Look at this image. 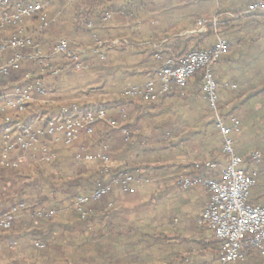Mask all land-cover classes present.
<instances>
[{"label":"crops","instance_id":"crops-1","mask_svg":"<svg viewBox=\"0 0 264 264\" xmlns=\"http://www.w3.org/2000/svg\"><path fill=\"white\" fill-rule=\"evenodd\" d=\"M258 1L261 0H56L47 6L46 14L49 19H57L66 9V22H71L75 16L72 13L79 3L90 4L86 17L93 23L94 29L91 39L79 33L80 42L91 41L90 45L95 48L97 43L103 44L93 54L95 59L107 58L104 68L108 72L114 68L105 85L119 79L116 88L123 89L147 80L145 58L150 53L165 47H170L171 55L181 51L186 53L197 47H210L213 43L212 33L209 34L211 30L197 33V20L208 18L215 12H236ZM57 4L64 6L59 9ZM105 15L108 16L107 20H103ZM237 21H231L228 25ZM29 22L35 24L30 25ZM27 24L35 27L36 21L30 20ZM254 28L256 26L252 24L250 29ZM47 36L54 37V32ZM187 38L193 41L188 49H184V46L178 48L177 45L172 49L173 42ZM215 69L214 74L219 82L239 86L233 81L237 74L235 70L239 69V45ZM103 71L101 69L99 73ZM186 93L190 94L191 102L183 107L180 105L181 108L177 95L162 98L153 105L138 103L118 108L133 112L136 124L132 133L137 138V144L129 151L125 143H122L123 146L114 145L110 147L111 153L118 160V168L127 165L137 167L146 176L145 179L163 188L159 196L156 195V204L152 194L132 197L116 190L110 198L114 208L107 215L108 220L103 222L102 213L96 211L87 230L79 226L74 214L75 220H72L66 209L60 214L61 227L60 232L54 234V248L40 254L33 246L23 248L22 242H14L12 245L17 250L5 260L0 253V264H84L82 257L86 264L89 256L92 264H218V242L209 231L197 224L208 200L207 192L201 187L181 190L175 186V178L189 173L196 162L216 161L221 168L226 164L221 156V145H218V141L217 144L213 142L216 130L212 128L211 117L207 114V102L202 95L198 99L191 97L192 80ZM222 97L221 101H228L230 106L234 103L239 105V97L234 99L229 93L228 97ZM106 109L110 116L119 117L117 104L112 109ZM195 109L203 111L195 112ZM100 127L107 128L98 126L96 130ZM218 137L220 140L219 134ZM155 138L161 143H151ZM145 145L147 147L144 149ZM235 150L239 156V142ZM209 176L218 178L219 171L209 173ZM252 199L261 204L264 195L252 196ZM72 221L73 227L70 226ZM18 224L13 234L18 237L35 229ZM91 227L94 235L89 233ZM40 228L41 225L37 227ZM82 236H87L89 240ZM2 242L6 241L0 240V246ZM248 251L245 264H262L257 252ZM104 258L107 263L103 262Z\"/></svg>","mask_w":264,"mask_h":264},{"label":"built area","instance_id":"built-area-1","mask_svg":"<svg viewBox=\"0 0 264 264\" xmlns=\"http://www.w3.org/2000/svg\"><path fill=\"white\" fill-rule=\"evenodd\" d=\"M56 0H0V77L10 71L20 70L24 60L34 62L38 74L26 72L19 81L11 87V97L6 99L0 91V110L12 108L19 118H5L0 128V167L18 169L27 165L26 156L39 165H49L56 159L47 142L60 143L65 147L78 144L72 160L76 163H98L103 171L109 169V146L105 142L98 150L90 151L85 146H79L81 140L92 137L98 126L118 131L125 141L133 144L131 132L125 124L127 113L124 108L118 109L119 118L108 114L101 105L84 108L77 101L58 106V113L49 118L34 116L29 120L22 118L27 103L51 104L54 99L47 90L42 79L49 74L53 78L60 76V69L52 65V60L62 56L76 72L87 69L85 56L90 48H70L68 41L58 39L49 48L48 54L41 55L38 42L27 32V22L34 16L39 17L40 25L37 33L45 30L56 18L49 19L46 7ZM246 17H257L264 21V0L251 4L236 12H215L208 18L196 22V32L202 34L211 30L213 43L207 49L197 47L182 56H173L164 61L155 76L140 85L124 87L120 97L128 100L132 105L137 103H154L161 97L176 94L185 97L189 82L198 76L201 84V94L207 102L208 111L213 120L214 129L220 136L221 156L225 166L220 167L216 161L196 162L193 164L195 174L187 173L175 178V186L181 190L195 187L203 188L208 195L207 203L202 210L197 224L209 231L218 242V264H234L243 262L254 250L264 260V207L248 202L250 190L256 184L255 171L246 173L244 167L264 160L260 151L250 153L246 158L237 155L234 139L240 134V121L229 113L230 105L220 103L219 89L234 90L236 85L217 84L213 75V67L219 59L227 53V40L224 31L229 22L242 20ZM105 15L103 20H107ZM75 24L86 29H93V25L86 16L78 15ZM6 35L2 36L6 31ZM97 43L92 51L102 47ZM10 53V57L4 56ZM155 58H159L157 55ZM35 121H33V120ZM32 120V121H31ZM124 122H123V121ZM42 122L40 125L37 122ZM15 153H19L14 157ZM14 158V159H12ZM219 177L213 178L201 172L215 173ZM140 169L136 176L119 174L110 179L109 183L93 190L90 194L79 196L71 204L70 210L75 212L80 220H86L91 210V202H99L111 195L115 188L122 194H128L132 184L151 185L153 181L142 177ZM109 202L107 208H112ZM58 211L40 208L37 210L26 208L19 204L12 209L2 211L0 228L8 231L22 217L54 219ZM33 247L42 250L45 244L34 242Z\"/></svg>","mask_w":264,"mask_h":264},{"label":"trees","instance_id":"trees-1","mask_svg":"<svg viewBox=\"0 0 264 264\" xmlns=\"http://www.w3.org/2000/svg\"><path fill=\"white\" fill-rule=\"evenodd\" d=\"M57 5H58L59 9L64 6V4H57ZM59 9H58V12H60ZM65 13H66V9H63V11L60 13V17L58 16L54 23H51L45 30H43L40 33H37V27L40 25L39 17L34 16L32 18V20L36 21V25H35V27L27 26V32L29 34H32L33 40H36L37 42H40L42 37H46L47 35H50V33H52V32H54L56 39H59V38L62 39L61 31L63 32V30L65 29V25L68 26V24L69 23L71 24V22H72L70 29H72V26L74 25V26H76V30L80 34H82V36H86V37L88 36L91 39V34H92L93 29H94L93 23L91 22L93 25V29H86L83 27H79L75 24V19L79 14H76V16L73 17L71 22L70 21L66 22ZM88 21H91L89 19V17H88ZM252 24H254L256 26V28L250 29V26ZM226 30H227V33L224 35V37L228 43L227 53L224 54L219 59L217 64L213 67V75H214V78H215V81L217 82V84L219 86H221L222 83L219 82L218 79H216L215 74H214L215 70H216L215 67H217L220 63H222V61L226 60V56L228 55V53L230 51L236 49V47H238V45H239V69L235 70L237 72V74L235 75V78L233 79V81L239 83V86L236 85L237 88L235 90H227V89L220 88L219 89V95H220V97H222V96L228 97V93H229V95L232 94V97L234 99H237L239 97V105L237 103H234L233 105H231L230 109H229V113L234 115L240 121V134L238 137H236L234 139V148L236 149V146L239 142V156L242 158H246V157H244L243 153H245V152H243V150H242L243 146L241 145L242 142L246 138H248L250 136H255V140H254L255 142H253L252 147L255 150L256 149L262 150L264 148V21L260 18H257V17H246L242 20H239V22L237 21L236 23L228 25L226 27ZM209 34L211 35V31L209 32ZM236 34H239V36H235ZM75 35H76V33H75ZM89 43L91 44V41ZM68 44H69L70 48H76L74 45L69 43V41H68ZM192 44H193V41L190 40V38H187L186 40H182V41L179 40V41L173 42L172 49L174 48V45H175V47L177 45L178 48H180L181 46L182 47L184 46V49H188ZM170 52L172 53L170 47H167V48L165 47L163 50H157V52H153V53L148 54V56L145 58L146 59V66L148 68L147 73H146L148 76L146 78L147 80H150L155 76L156 70L160 66L163 65L165 60H167L173 56L179 57V56H182L185 54L184 51H181L179 54H172V55ZM173 52H175V51H173ZM156 55L159 57L158 59L155 58ZM9 57H10V53H8L4 56L5 59H7ZM63 60L64 59L62 56H57L52 60V65L54 67L61 69L60 65H61V61H63ZM96 60H97V63H95L96 66H93L90 70H92L93 72L95 71L94 73H97V77L95 78V80H96L95 82H100V84H101L100 88H102L103 87L102 84H103V82H105L108 79L109 73H114V68H110L111 72H108V69L104 68V66L107 64V61H108L106 57H104L103 59L98 58ZM30 65H33L32 71H30L31 70L29 67ZM100 69H104V71H103V73H101V75H99ZM116 69H119V67H117ZM29 71L31 73H33L34 75L38 74V69H37L36 65L34 64V62H32L30 60H24L20 70L10 71L8 75L0 77V91L3 92L8 88L13 87L19 81V79L26 72H29ZM46 75H48V74H46ZM44 76L45 75H43L42 77H44ZM228 84L234 85L231 83H228ZM192 87H193V93H191L192 98L195 99L196 97H199V95H202L201 94L200 79L198 76H196V77H194V79H192ZM175 95L176 94H169V95L161 97L160 99L168 97V96H175ZM188 95H190V94L187 93L184 98H180L178 95V98L183 100L182 102H180L181 103L180 105L182 107L185 105H188V103L191 102V101H188V99L190 98V96H188ZM125 100L121 99V102L123 103V101L124 102L128 101V100H126V101ZM154 103H156V102H154ZM220 103L222 106H224V105L228 104L229 102L228 101L222 102L221 98H220ZM143 104L153 105V103H143ZM47 105L46 104L37 105L34 103H27V104H25V107H26V110L29 108L31 113L37 114L38 110H40L44 107L47 108L48 107ZM180 105H179V107L181 108ZM228 105H230V104H228ZM119 106L122 107L123 104H121ZM26 110H25L24 114L26 113ZM238 110H239V113H238L239 115L236 114V112ZM52 113L57 114L58 108L56 107V108H54L53 111H48V112H47V109L45 110V115L47 118H49L51 115H53ZM207 114H208V116H210L209 111H208V107H207ZM134 125L135 124H133V126ZM211 125L213 126V120L212 119H211ZM126 126L128 127V129L131 132V138L133 140V144H130L129 142L125 141L124 138H122V139H123V143L126 144L128 151H129V148H133L134 145L137 144V139H135L134 134L132 133L133 129H131V124H130V126L129 125H126ZM212 128H214V126ZM215 132H214V134H216V135H214V136L217 137L218 133H217V131H215ZM151 143L159 144L161 142H159L158 138H155V139H153V141ZM151 143H149V145H151ZM146 147H147L146 145L143 146L144 149ZM70 162L76 167L78 165H80V163L73 162L72 158H70ZM244 169H245L246 173H250L251 171H255L257 174L256 184L250 190L248 202L250 204L260 205V206L264 207V202L260 204L259 202L254 201L252 199V196L256 197L259 195H264V162L263 161L258 162L249 168L245 166ZM11 170H14V169H11ZM77 170H78L77 168H75L73 170V174H72L73 176L63 175L61 177V179L63 181L61 184V187L63 189L62 194H63V196H65L64 199L66 201L72 200V202H73L79 196L90 194L96 188L107 185L112 177L117 176L121 173L122 174H131L132 176H136V170H138V168L137 167L131 168L130 165H127V166H122V167L115 168V169H108L106 171H103L101 169L98 172H96V174H95L96 178H95L94 182H92L91 184L88 183L89 181L86 180L87 178H85L84 174L82 172H77ZM189 173H191V174L196 173V171L194 170V167H192V169ZM201 173L204 175L206 174V176H209V173H207V172L202 171ZM142 177L145 178L146 176L142 175ZM29 188H30V185H27L24 190H22L19 194H17V196L10 198L7 202V208L6 209H12L14 207H17L19 204H24L26 206V208H29V209L37 210L40 208H44L47 210L59 211L62 214V212L64 210L61 211L58 209V206L61 205L63 202V201L60 202L61 200L60 201L58 200L59 202H57V200L51 201L50 205H48V206H44L43 204H41V202H36V201H33L31 206L27 205L26 201L28 200V197H26V194H27L26 191ZM116 190L119 193H121L117 188H115L111 195L106 196L101 201L91 202L89 204V209L91 210V212L89 213L86 220H80L78 218V216L76 215V213L72 211V213L75 214V218H76L77 222L79 223V226L83 227L84 230H87L88 224L92 223V219L94 218V213L96 211H100L102 213V215H100V216H101V219L103 222L108 220L107 215H110V211L113 210V208H114V203H113V201H111L110 198L113 196V194ZM109 202L113 203V206L110 209L107 208V205ZM69 203H71V202H69ZM55 208H57V209H55ZM1 215H2V213H0V217H1ZM59 221H60V217L54 218V219L22 217L17 223H15L12 226V228L10 230L4 231L1 229V231L2 232H12V231L14 232L17 229V224L20 222L21 223L18 225H21V226L26 225L27 229L28 228L31 229V227L35 228V229L31 230L32 232H31V235H29V237L33 240H36L38 242H42L45 244V248L42 250H38V249L33 247L34 250L37 251L38 253L44 254L46 252H49L50 249L54 248V245H53V243L55 242L54 234L59 233L60 227H61V223ZM39 225H41V228L37 229V227ZM89 233L94 235V232L92 231V227L90 228ZM82 238H83V236H82ZM83 239L89 240V238L87 236L84 237ZM109 239H112V238H106V240H109ZM82 252L84 254H86L85 250H83ZM90 257L91 256H89V261L86 262V264H92ZM84 260H85L84 257H82L81 261L85 264ZM103 262L107 263V259L104 258ZM245 263H247V260H245L243 262H237L236 264H245ZM261 263L264 264L263 258H261Z\"/></svg>","mask_w":264,"mask_h":264},{"label":"rangeland","instance_id":"rangeland-1","mask_svg":"<svg viewBox=\"0 0 264 264\" xmlns=\"http://www.w3.org/2000/svg\"><path fill=\"white\" fill-rule=\"evenodd\" d=\"M47 8V7H46ZM77 10H74L73 15L76 16V14H83L87 15L88 10H90V4L88 3H79L77 5ZM30 24V22H29ZM32 24H35L34 22ZM29 25V26H30ZM28 26V24H27ZM69 26V27H68ZM65 25V29L62 33V39H65L69 41L72 45H74L76 48L80 47L82 49L90 48L91 51H88V53L85 56V61L88 62L87 69L76 72L72 69L70 64L63 60L61 61V69H60V76L58 78H53L51 75H45L42 77L45 84L47 85V90L50 93V96L54 99L53 103L46 104L47 108H42L38 110L37 114L31 113L30 109L28 108L26 110V113L22 116V118L27 119L30 121V119L34 116H39L41 120H43V117H45V110L53 111L54 108H58L61 104H69L71 102L77 101L83 108H87L93 105H101L104 108L112 109L114 104H117V109L121 106V97L120 92L122 88L118 87L116 88V84H119L118 80L115 81V83H111V85H105L106 82H103L102 88H100L101 84H95V77H97V73H94L92 70H90L93 66V64L97 63V60L95 59V55L93 54L95 49V46L90 45V43L86 40L85 42H80L81 36L78 35L79 32L76 30V26H72L70 23ZM73 30V31H72ZM11 30L6 31L2 34V36L6 35ZM56 32V31H55ZM76 33V35H75ZM226 31L224 32L225 35ZM60 39V38H59ZM58 39L54 37H42L41 41L38 42L39 46L38 49L40 51L41 55L48 54L50 46L57 41ZM87 42V43H86ZM95 53V52H94ZM96 66V64L94 65ZM30 71H32L33 65H30ZM122 67H124L122 65ZM101 70V69H100ZM29 71V72H30ZM101 75V73L99 74ZM108 80V79H107ZM100 88V89H99ZM235 90V89H234ZM11 89H6L3 93L5 94L6 99H10L11 97ZM187 94V93H186ZM178 96V95H177ZM190 96V95H188ZM184 98V97H180ZM199 97H196L195 99H198ZM120 99V100H119ZM183 100L179 99V102L177 100V103L179 105L181 104ZM189 101V99H188ZM138 104V103H137ZM141 104V103H140ZM143 104V103H142ZM39 105V104H37ZM131 105L129 101L123 102V106ZM178 105V106H179ZM196 105V104H195ZM136 107V106H135ZM133 107V108H135ZM197 109V108H196ZM195 109V112H200ZM133 110V109H132ZM114 111V110H113ZM203 111V109H202ZM201 111V112H202ZM135 112V111H134ZM43 113V114H42ZM115 113V112H113ZM127 118L125 119V124H128L131 129H133V124H136V121L134 120L133 112L130 111V109L126 110ZM53 114V113H52ZM56 114V113H55ZM52 116V115H51ZM5 118H19V115L13 110L12 108H5L3 110H0V128L2 127V124L5 123ZM120 119L119 117H117ZM33 120V119H32ZM31 120V121H32ZM34 121V120H33ZM123 121V120H122ZM35 122V121H34ZM124 122V121H123ZM42 122L38 121L37 124L40 125ZM111 139V141H110ZM137 139V138H135ZM255 140V136H250L246 138L242 142V150L244 154V157H247L250 153L255 151H260L264 155V148L262 150H255L252 147V144ZM217 141L219 142L218 145L220 146V140L219 137L216 136L213 137V142L217 144ZM109 144V151H110V162L108 164L109 169H115L118 168V160L113 158V155L111 153L110 147L114 145H122L123 146V139L118 131H114L105 127H100L95 131L94 136L92 137H86L83 138L79 144V146L83 145L90 151L98 150L99 147L103 143ZM47 145H49L50 150L55 153L56 159L52 164L49 165H39L33 162V159L30 156H26V162L27 165L21 166L18 169H8V168H2L0 167V213L4 209L7 208V202L10 198L17 196L22 190L25 189L27 185H30V188L26 191V197H28V200L26 201V204L31 206L33 201L41 202L44 206L50 205L51 201L62 202L61 205L58 206L59 210H68L69 215L72 218V220H75V218L72 216V211L70 210L72 200L66 201L62 194V179L61 177L63 175H69L73 176V170L77 168V172H82L87 178L88 183L94 182L96 178V172L103 169L101 164L98 163H81L77 167L74 166L70 162V158H72L76 148H78V144L73 147H64L60 141L57 143H50L47 142ZM19 153H15L14 157H17ZM14 159V158H12ZM264 162V160H263ZM32 186V187H31ZM162 189L160 186L156 184H149V185H132L131 189L128 193V195L136 196L139 194H152V198L154 200V203L156 204L157 198L156 195L159 196V194L162 192ZM32 191V192H31ZM59 200V201H58ZM71 202V203H69ZM152 203V202H150ZM57 207V206H56ZM57 209V208H55ZM59 217H60V212ZM75 215V214H74ZM57 217V218H59ZM29 218V217H28ZM71 227L74 226V222L72 221V224H70ZM32 232L31 230L27 232L26 234H22L21 237L13 235L14 232H2L0 228V240L6 241L2 242L3 245H1L0 253H2L4 260L7 259V256L9 257L10 254H14V251L17 249L14 248V245H12L14 242H22L23 248L25 246H33V243L36 242V240H33L29 237ZM30 233V234H28ZM58 237H60V234H58ZM57 237V238H58ZM59 239V238H58ZM28 261V259H27Z\"/></svg>","mask_w":264,"mask_h":264}]
</instances>
